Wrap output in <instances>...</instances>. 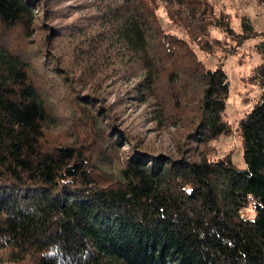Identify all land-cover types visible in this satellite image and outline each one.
<instances>
[{"label": "trees", "instance_id": "trees-1", "mask_svg": "<svg viewBox=\"0 0 264 264\" xmlns=\"http://www.w3.org/2000/svg\"><path fill=\"white\" fill-rule=\"evenodd\" d=\"M45 2L0 0V264H264V38L243 77L259 92L232 121L223 62L189 45L212 51L211 27L234 50L264 31L242 16L236 32L209 0H92L69 73ZM132 104L173 129V153L124 124ZM221 136L245 168L216 154Z\"/></svg>", "mask_w": 264, "mask_h": 264}, {"label": "rangeland", "instance_id": "rangeland-1", "mask_svg": "<svg viewBox=\"0 0 264 264\" xmlns=\"http://www.w3.org/2000/svg\"><path fill=\"white\" fill-rule=\"evenodd\" d=\"M48 9H50L51 17L49 21L45 20L46 25L52 24L60 33L59 36L53 37L52 52L58 55L62 67L71 73L72 69L78 72L75 63L76 44L78 34L90 33V26L94 21V6L92 0H45ZM218 12L223 9L229 14L232 28L239 32L241 29L240 18L245 16L249 19L253 29L261 33L264 31V0H209ZM36 9L37 5H33ZM36 14H40L41 10L37 8ZM158 15L161 24L170 32L183 35V31L177 25H174L166 17L162 8L158 9ZM40 17V15H38ZM39 23L40 19H35ZM48 27V26H47ZM49 29V28H48ZM87 31V32H86ZM210 37L214 38L215 48L206 53L199 49L195 44L189 45L196 57L207 67H214L218 61H222L224 69L229 78V97L227 100L226 116L229 120H236L242 116L251 103L243 101L245 96L250 97L251 101L258 94V89L252 85L245 84V77L256 65L260 58L253 46L264 37L262 35L251 36L241 45L236 46L234 50L233 42L227 41L220 31L214 27L209 30ZM46 32V31H45ZM50 33V29L48 30ZM217 39L219 43H217ZM230 50L235 51L231 53ZM117 81H106L103 79L101 85L108 93L117 92ZM122 117L124 124L135 132H141L144 136L145 143L154 152L163 150L173 153L175 151L174 142L171 136L172 128H158L151 121V115L147 113L141 106L132 104L122 109ZM217 155H222L227 151H232L233 161L238 168H245L242 157V148L237 136H221L214 142ZM149 150V149H148ZM253 215L252 212L250 214Z\"/></svg>", "mask_w": 264, "mask_h": 264}]
</instances>
